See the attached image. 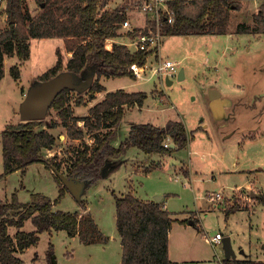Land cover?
I'll return each mask as SVG.
<instances>
[{"label":"rangeland","instance_id":"374dc122","mask_svg":"<svg viewBox=\"0 0 264 264\" xmlns=\"http://www.w3.org/2000/svg\"><path fill=\"white\" fill-rule=\"evenodd\" d=\"M4 1L2 0L0 6L2 28L7 26L9 17L6 8H3V5H6ZM143 2L144 0H110L100 12L106 8L125 7L132 25L142 28L147 19L154 17V12L148 14L143 12ZM263 3L264 0H242L240 4L243 8L234 9L230 13L226 34L208 33L190 37L182 34H163L158 53L161 58L177 63L175 73L165 76L164 81L159 79L158 75L153 76L151 80L139 81L130 76L106 79L105 87L108 92L122 88L127 92L144 91L149 96L141 109L137 106L127 107L125 117L116 128L114 145L117 143L116 140H120L118 145L130 135L133 124L152 123L164 127L169 120L185 123L191 137L190 143L181 149L183 151L178 150L179 152L161 157L164 159L161 167L162 161L159 158L157 160L156 153L147 154L137 146H130L126 156L113 157L107 162L102 168L105 174L103 177L95 182L87 179L88 184L81 200H77L74 193L68 189L65 196L54 206L55 209L85 212L83 209L85 210L87 205L88 211L99 224L107 240L87 245L63 229L44 231L40 234L37 245H32L18 254L24 264L47 263L46 255L51 243L55 264H121L122 244L116 223L115 194L122 196L131 189L137 197L145 200L168 194L163 201L181 219H186L192 211L200 212V219L194 218L199 213L190 216L193 221H199L197 225L191 224L188 218L185 224L175 221L171 230L170 255L174 260L181 262L180 264H222L226 257L224 243L214 246L206 239L218 231H222L224 236L231 235L232 247L239 259L245 257L247 253L250 255L248 257L255 261H264V201L257 202L251 195L252 192L263 193L264 187L258 185L221 192L225 187L232 189L245 186L253 178L245 172H226L218 175L221 170L237 171L264 166V34L237 32L239 23H248L256 27L255 14ZM159 4V7L166 9V0H161ZM25 8L33 16L40 11L37 0H26ZM3 16L5 19L1 21ZM119 31L123 35L119 36L117 41L129 40L127 29L123 28V25ZM30 46L31 54L21 66L19 79H15L10 72L11 67L18 62L17 57L6 54L4 59L5 75L0 80V174L4 168L1 134L6 124L22 122L20 105L27 89L39 80L41 74L56 65L58 48L63 50V59L67 60L72 56L66 52L64 40L60 37L33 38L30 40ZM148 61L156 62L155 53L148 57ZM182 70H185V76L180 80L178 76ZM96 76L97 74L95 78ZM102 78L105 79V76ZM218 82L222 83L223 88L237 90L236 94L243 96L246 103L245 107L242 104L237 106V103V107L229 110L233 113L231 116L233 125L230 128L236 130L238 139L227 145L228 147L220 149L217 147L216 138L215 141L209 138V133L213 132L212 128H208L209 133L202 128L212 119L208 112L206 86L211 83L210 86L213 87ZM104 91L98 92L93 98L87 91L83 92L86 102L82 105L76 104L79 94L72 91L70 96L73 115H87L91 105L103 99ZM165 103L169 104L165 109L159 108L160 104ZM60 120L61 117L52 108L44 118V125L40 126L48 128L57 137L52 149L42 150L44 158L50 161V167L44 162L33 163L28 167L26 174L17 170L1 179L0 202L11 200L15 192L22 203L29 202L33 193H44L53 200L59 196L56 173L62 172L71 177L70 165L76 156V150L82 147L84 142L89 145L94 142L93 135L89 133H86L84 139H70L66 127L61 123L55 128L48 127V123ZM78 123L83 125L84 120ZM199 126L200 129H197ZM40 128L38 127V130ZM244 136L247 137L243 138ZM193 138L195 139L192 140ZM166 142L172 147L171 138ZM124 159L127 160L122 163ZM117 161L118 167L114 169V166L112 169V164ZM59 162L61 166L58 171L52 166ZM186 167L200 173L216 171L218 177L191 178L178 173ZM214 192L222 193L218 207L208 198V195ZM206 201L210 210H204ZM232 206L243 209L233 212L226 219L223 209ZM24 226V230L36 229L31 219L26 220ZM16 230L11 228L12 233ZM36 256L37 259L34 261Z\"/></svg>","mask_w":264,"mask_h":264},{"label":"trees","instance_id":"16d2710c","mask_svg":"<svg viewBox=\"0 0 264 264\" xmlns=\"http://www.w3.org/2000/svg\"><path fill=\"white\" fill-rule=\"evenodd\" d=\"M5 1L9 17L7 26L0 33V80L5 75L6 54L17 57L18 62L11 67L10 72L15 79L20 78L21 66L31 54L30 40L37 37H60L64 40L66 52L72 54L65 60L63 50L58 48L56 65L41 74V80L49 79L62 70L80 73L88 65H98L95 81L87 90L91 98L106 90L100 80L102 76L133 78L135 75L129 66L132 63L145 65L152 53L141 50L133 52L128 44L122 43H116L113 49L107 48V39L123 35L119 29L127 19L125 7L106 8L100 12L110 0H37L40 11L36 16L25 8L26 0ZM167 4L174 18L173 22H169V14L163 13L161 16L162 34L167 35L226 34L231 11L242 7L236 0H167ZM255 20L256 27L239 23L237 32L264 34V3L255 14ZM151 24L155 26L153 22ZM127 33L131 36L136 34ZM70 93L71 90L63 89L55 97L51 109L57 111L61 120L48 123V127L55 128L61 123L66 127L70 139H84L86 133L92 134L94 138L92 145L84 142L76 150L70 165V176L95 182L105 175L102 168L107 162L113 157L126 155L130 146H137L146 153L166 155L176 149H184L190 142L185 123L169 120L165 127L152 123L133 124L130 135L114 145L111 142L116 135V127L125 117L127 107L143 106L147 93L127 92L122 88L111 90L104 99L90 107L85 116L73 115ZM78 94L76 104L82 105L86 99L82 93ZM81 120H84L83 125L78 123ZM41 125H44V119L6 124L1 134L4 168L0 180L17 170L26 174L33 163L44 162L50 167V161L44 158L42 150L52 149L57 137L48 128H40ZM168 138L172 139L175 147L165 146ZM116 164L118 161L111 168ZM60 166L59 162L52 167L59 171ZM55 176L60 189L55 200L44 193H33L29 202L22 203L15 192L11 200L0 202V264H24L16 252L37 245L44 231L63 229L70 236L78 235L86 244L104 239L99 224L89 212L81 214L79 211L54 208L68 190L61 178ZM115 201L116 223L123 247L121 264H176L169 257L168 239L173 219L164 204L155 199L142 200L133 193L122 196L115 194ZM238 209V206L228 207L226 215ZM28 219L36 226L35 230H24ZM11 228H16V232L12 233ZM53 256L51 243L46 264H54ZM36 259L37 256L34 261ZM222 264H264V261H255L250 257H225Z\"/></svg>","mask_w":264,"mask_h":264},{"label":"crops","instance_id":"0c3cea01","mask_svg":"<svg viewBox=\"0 0 264 264\" xmlns=\"http://www.w3.org/2000/svg\"><path fill=\"white\" fill-rule=\"evenodd\" d=\"M4 1V0H3ZM241 2H242V0H240ZM5 2V1H4ZM240 2V3H241ZM242 8H243V6H242ZM129 11V10H128ZM148 18V17H147ZM4 19H5V16H3L2 17V19H1V21H4ZM146 22V21H145ZM2 24V23H1ZM144 25V24H143ZM145 26V25H144ZM143 26V27H144ZM2 28V26L0 25V33H1V29ZM228 34H230V33H228ZM240 34V33H239ZM242 34H244V33H242ZM193 35V34H192ZM192 35H185L186 37H190V36H192ZM59 38V37H58ZM118 40V37H111V38H109V39H107V43L106 44H108V46H107V48L108 49H113V47H114V45L116 44V43H122V44H126L127 45V42H128V40H127V42H126V40L124 39V41L122 40V41H117ZM133 50H135L134 48H133ZM155 53V58H156V56H157V54H156V52H152L151 54H154ZM150 56V55H149ZM148 56V57H149ZM148 57H147V59H148ZM183 72H184V76H185V70H183ZM146 75H147V73H146ZM179 75H180V72H179ZM168 78V77H167ZM106 79H108L107 77H105V79L104 78H102V79H100L101 80V82L105 85V81H106ZM132 79H134V80H137V81H139V80H146V79H148V80H151V78H148L147 76L146 77H144V78H137L136 76L135 77H133ZM183 79V78H182ZM168 81H169V83L171 82L170 80H169V78H168ZM211 85V83L209 84V85H207L206 87H207V89L205 90L206 92H205V95H206V101L208 102V112L212 115V119H210V121H208V123H206V124H204L203 125V129H205L204 131H207L208 133H209V131H208V128L210 127V128H212V130H213V132H212V134H210L209 133V138H210V140H214L215 141V138H216V144H217V147L220 149L221 147H223V148H226V147H228L227 145H229L230 143H232L233 141H235V140H237L238 138H237V132H236V130H234V129H231L230 128V126L231 125H233L232 124V121H231V116H232V114L233 113H231V112H229V110L231 109H233V107H235L236 106V104H237V106L239 105V104H242V106H244L245 107V105H246V103H244V98H243V96H240V95H238V94H236V92H237V90H233V89H229V88H223V85H222V83L221 82H218V84L217 85H215V86H213V87H211L210 86ZM106 86V85H105ZM212 89H215L217 92V94L215 95V97H216V101L214 100V98H213V95H211V92H212ZM105 92V94L108 92L107 91V89L104 91ZM97 94V93H96ZM215 94V93H214ZM105 96V95H104ZM147 96H148V94H147ZM149 97V96H148ZM147 97V98H148ZM103 99H104V97H103ZM216 102L217 104L215 105V106H213L214 105V103L213 102ZM146 102V101H145ZM145 104V103H144ZM94 105V104H93ZM93 105H91V107L93 106ZM169 104L168 103H165V104H160V106H159V108H161V109H165V107H167ZM135 106H137V107H139L140 109L144 106H138V105H135ZM236 106V107H237ZM126 111H127V109H126ZM126 111H125V113H126ZM166 126V125H165ZM164 126V127H165ZM116 128H118V127H116ZM197 129H200V126L199 127H197ZM202 129V130H203ZM201 130V131H202ZM214 132H215V134H214ZM239 134V133H238ZM213 135V136H212ZM245 137H247V136H244L243 138H245ZM242 138V139H243ZM195 138H193L192 140H194ZM190 140H191V137H190ZM120 140H116L115 142H119ZM111 143H113V139H112V142ZM117 143L115 144V145H117ZM190 143V142H189ZM174 144V143H173ZM189 145V144H188ZM187 145V146H188ZM186 146V147H187ZM172 147H175V144L172 146ZM186 147H184V148H186ZM181 149H179V151H180ZM142 151H144V150H142ZM177 149L174 151V152H172V153H166V155H171V154H173V153H175V152H179ZM181 151H183V150H181ZM145 152V151H144ZM148 154V153H147ZM156 155V157H157V160H158V158H159V160H161L162 161V164L160 165V167L164 164L163 162H164V159H162L161 157H165L166 155H163V154H160V153H156L155 154ZM124 156H126V155H124ZM123 157V156H122ZM127 160V159H126ZM126 160L124 159V161H121L122 163H125L126 162ZM119 162V161H118ZM121 163V164H122ZM120 164V165H121ZM116 167H118V165L117 166H115L114 167V169L116 168ZM159 167V166H158ZM157 168V167H156ZM155 170V169H154ZM151 172V171H150ZM239 173V172H245V173H248L249 175H250V178H253V179H251L252 181H250L247 185H245V186H239V187H237V188H232V189H230V188H226L225 187V189H222V191L221 192H227V191H229V190H235V189H239V188H251V187H257L258 185L259 186H262V187H264V166H262V165H259L257 168H255V169H246V168H243V169H239V170H237V171H231V170H221L220 172H219V174L218 175H221L222 173ZM178 173H183L184 174V176L186 175V176H188V177H191L192 178V176H193V178L194 177H198V178H203L204 176H208V177H210V178H212V179H216L217 177H218V175H217V173L218 172H216V171H213L212 173H207V172H203V173H200L199 171H197V170H195V169H193V168H189V167H186V168H182V170H180ZM147 174V173H146ZM209 191V190H208ZM127 193H133L134 194V191H133V189H131V191L130 192H127ZM126 193V194H127ZM124 195V194H123ZM136 195V194H135ZM168 195V194H167ZM166 195V196H167ZM251 195L252 196H254L255 198H256V200H257V202L259 201V202H263L264 201V198H262V197H264V192L263 193H254V192H252L251 193ZM137 196V195H136ZM166 196L165 195H162V199L160 200V202H162L163 204H164V206H165V208L167 209V210H169L170 212H171V217H172V219H173V223H172V227H171V229H170V232H169V236H170V233H171V230L173 229V226H174V223H175V221H178V222H181V223H186V221H187V219L189 218V221H190V223L191 224H196L197 225V223H199V221L197 220L196 222L195 221H193V219L190 217V216H192L194 213H199V215L197 216V217H194V218H199L200 219V212L199 211H197V212H194V211H192V213H190L189 215H188V217L186 218V219H181V218H179L178 216H176V213L175 212H173L172 210H170L168 207H167V205L165 204V201H163V199L164 198H166ZM83 197V195L81 196V198ZM140 199H142V198H140ZM151 199V198H150ZM149 199V200H150ZM154 199V198H153ZM81 200V199H80ZM142 200H145V199H142ZM205 208H204V210H210V207L209 208H207V206L209 205V203H208V201H206L205 202ZM218 207V206H217ZM55 208V207H54ZM216 208V207H215ZM223 209V208H222ZM227 209V208H226ZM226 209H223L224 210V212H225V217H226V219H228V217L232 214H229V215H226ZM240 209H243V208H240ZM240 209H238V210H236L235 212H237V211H240ZM244 209H246V208H244ZM254 210V209H253ZM83 211H85V212H82V211H79L81 214H84V213H91L90 211H88V206L86 205V208H85V210L83 209ZM234 212V213H235ZM93 216V215H92ZM200 216V217H199ZM94 218V217H93ZM95 220V219H94ZM101 229V228H100ZM53 231H56V230H53ZM102 231V230H101ZM218 232H220L222 235H223V237H224V233L222 232V231H218ZM218 232H216V233H218ZM72 237H78V238H80L78 235H75V236H72ZM230 238H231V235H230ZM206 239H207V237H206ZM81 240V239H80ZM107 240V237L104 235V239L102 240V241H97V243H99V242H105ZM169 240V239H168ZM120 241H121V239H120ZM209 241V240H208ZM231 241H232V238H231ZM210 242V241H209ZM97 243H93V244H97ZM211 243V242H210ZM222 243V242H221ZM121 244H122V241H121ZM212 244V243H211ZM87 245H91V244H87ZM213 245V244H212ZM31 247V246H30ZM29 248V247H28ZM28 248H26L25 250H27ZM122 249H123V247H122ZM24 251H18V252H16V255L21 259V257L18 255V254H20V253H23ZM242 252V251H241ZM121 255H122V252H121ZM247 255V256H246ZM248 256H250L249 254H247V253H245V257H241V258H246V257H248ZM169 257L176 263V264H180L181 262H179L178 260H174V258H172L171 257V255H170V240H169ZM227 257V256H226ZM121 258H122V256H121ZM230 258H232V259H239L236 255H235V257H230ZM240 258V259H241ZM251 258V257H250ZM54 259H55V257L53 256V261H54ZM22 260V259H21ZM254 260V259H253ZM22 262H23V260H22ZM182 262H187V261H182ZM121 263V262H120ZM44 264H46V263H44ZM54 264H55V261H54Z\"/></svg>","mask_w":264,"mask_h":264},{"label":"water","instance_id":"95a60500","mask_svg":"<svg viewBox=\"0 0 264 264\" xmlns=\"http://www.w3.org/2000/svg\"><path fill=\"white\" fill-rule=\"evenodd\" d=\"M131 50L133 52L135 51L133 48H131ZM97 69L98 65L92 64L88 65L80 73L62 70L49 79L36 80V82L29 89H27L25 97L21 101L20 118L25 121L44 119L50 111L55 101V97L61 90L69 89L78 93L87 91L95 81L94 79L95 74H97ZM183 77L184 72L182 70L178 78L182 80ZM216 92L217 91L215 89H212L211 95H213L215 101ZM215 101L213 102V106L217 104ZM173 145L174 144H172V146ZM56 175L61 178L67 189L74 193L76 199L80 200L83 191H85L84 189L88 184V180L82 179L79 176L68 177L62 172H59L58 174L56 173ZM154 199L160 202L162 195H157ZM222 243H224L225 247V256L229 258L232 256L235 257V251L232 247L230 236H224Z\"/></svg>","mask_w":264,"mask_h":264},{"label":"built area","instance_id":"2783aa9c","mask_svg":"<svg viewBox=\"0 0 264 264\" xmlns=\"http://www.w3.org/2000/svg\"><path fill=\"white\" fill-rule=\"evenodd\" d=\"M161 0H144L142 7L143 12L150 13L154 12V17H151L147 19V22L145 23V26L142 28H139L138 31H136L137 26L134 27L132 25L131 20L127 17L126 20H124L121 25H123V28L127 29V32H133L136 33L134 36H131L130 34H127L129 37V40L127 42L128 46L130 48H134L135 51L141 50V51H150V52H156L157 56L155 58L156 62H149L148 59L146 60L145 65H140L138 63H132L129 68L132 70L133 74L137 78H144L148 77L151 78L155 75H158L159 79L164 81L165 76L173 75L177 69V63L169 60V59H163L159 55V49L161 47V39H162V22H161V16L163 13L169 14L168 21L173 22V14L170 10L169 6L166 4V9H163L159 7V2ZM167 2V0H166ZM2 5V0H0V6ZM6 8V5H3V8ZM149 21V22H148ZM151 22L154 23L151 24ZM148 72L150 74L148 75ZM147 73V75H146ZM168 146L169 143L166 142L165 146ZM209 200L215 205L216 207L219 206L220 201L222 200V193L214 192L210 193L208 195ZM207 239L215 246L222 242L223 235L218 232L214 236H207Z\"/></svg>","mask_w":264,"mask_h":264}]
</instances>
